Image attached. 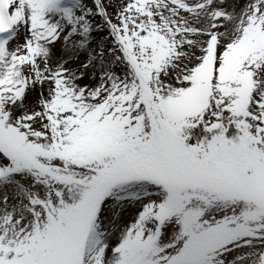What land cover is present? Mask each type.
<instances>
[{
	"label": "snow or ice",
	"instance_id": "1",
	"mask_svg": "<svg viewBox=\"0 0 264 264\" xmlns=\"http://www.w3.org/2000/svg\"><path fill=\"white\" fill-rule=\"evenodd\" d=\"M0 264H264V0H0Z\"/></svg>",
	"mask_w": 264,
	"mask_h": 264
}]
</instances>
